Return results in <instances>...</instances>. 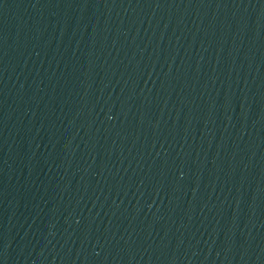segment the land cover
<instances>
[{"label": "water", "instance_id": "obj_1", "mask_svg": "<svg viewBox=\"0 0 264 264\" xmlns=\"http://www.w3.org/2000/svg\"><path fill=\"white\" fill-rule=\"evenodd\" d=\"M0 167L145 264H264V0H0Z\"/></svg>", "mask_w": 264, "mask_h": 264}]
</instances>
